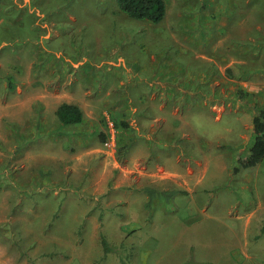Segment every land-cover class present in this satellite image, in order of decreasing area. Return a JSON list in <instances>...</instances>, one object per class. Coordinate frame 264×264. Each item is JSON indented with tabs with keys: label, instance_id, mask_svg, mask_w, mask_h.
<instances>
[{
	"label": "rangeland",
	"instance_id": "obj_1",
	"mask_svg": "<svg viewBox=\"0 0 264 264\" xmlns=\"http://www.w3.org/2000/svg\"><path fill=\"white\" fill-rule=\"evenodd\" d=\"M164 2L0 0V264H264V0Z\"/></svg>",
	"mask_w": 264,
	"mask_h": 264
},
{
	"label": "trees",
	"instance_id": "obj_2",
	"mask_svg": "<svg viewBox=\"0 0 264 264\" xmlns=\"http://www.w3.org/2000/svg\"><path fill=\"white\" fill-rule=\"evenodd\" d=\"M120 11L128 17L137 20H146L153 24L161 22L166 14V4L164 0H115ZM55 114L62 125L80 124L83 120V112L81 108L73 103L63 102L56 108ZM253 139L249 147L248 156L245 160L240 161L242 168L252 167L258 164L264 158V107L260 108L252 118ZM238 169L234 167L233 170ZM148 195L147 205L156 196L152 188L145 189ZM164 194V192H161ZM159 193V194H161ZM264 231V226L262 228ZM100 245L103 251V257L114 250V246L110 245L104 234L100 233ZM192 264V262H189ZM210 264V263H200Z\"/></svg>",
	"mask_w": 264,
	"mask_h": 264
}]
</instances>
